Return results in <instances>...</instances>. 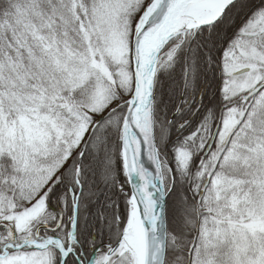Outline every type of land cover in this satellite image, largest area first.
I'll list each match as a JSON object with an SVG mask.
<instances>
[{"label":"snow or ice","instance_id":"snow-or-ice-1","mask_svg":"<svg viewBox=\"0 0 264 264\" xmlns=\"http://www.w3.org/2000/svg\"><path fill=\"white\" fill-rule=\"evenodd\" d=\"M0 264H264V0H0Z\"/></svg>","mask_w":264,"mask_h":264}]
</instances>
